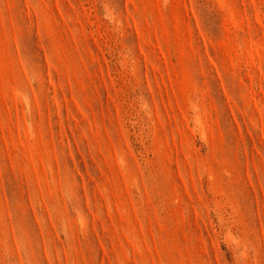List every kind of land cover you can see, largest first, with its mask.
<instances>
[{
    "label": "rangeland",
    "instance_id": "374dc122",
    "mask_svg": "<svg viewBox=\"0 0 264 264\" xmlns=\"http://www.w3.org/2000/svg\"><path fill=\"white\" fill-rule=\"evenodd\" d=\"M0 264H264V0H0Z\"/></svg>",
    "mask_w": 264,
    "mask_h": 264
}]
</instances>
